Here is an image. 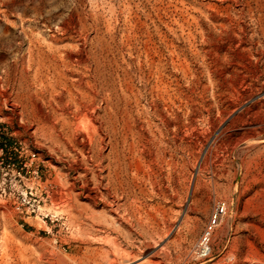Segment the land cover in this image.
Wrapping results in <instances>:
<instances>
[{
  "label": "rangeland",
  "instance_id": "rangeland-1",
  "mask_svg": "<svg viewBox=\"0 0 264 264\" xmlns=\"http://www.w3.org/2000/svg\"><path fill=\"white\" fill-rule=\"evenodd\" d=\"M263 30L264 0H0V129L20 159L0 162V264L108 249L117 234L84 216L115 173L142 208L116 224L132 264L140 240L160 264H264Z\"/></svg>",
  "mask_w": 264,
  "mask_h": 264
},
{
  "label": "bare ground",
  "instance_id": "bare-ground-1",
  "mask_svg": "<svg viewBox=\"0 0 264 264\" xmlns=\"http://www.w3.org/2000/svg\"><path fill=\"white\" fill-rule=\"evenodd\" d=\"M264 31V30H263ZM41 48V47H40ZM39 49V48H38ZM31 51V50H30ZM39 51V50H38ZM35 53V52H34ZM41 53V52H40ZM44 53V52H43ZM42 53V54H43ZM36 56V55H35ZM39 57H41L40 55H39ZM44 58V57H43ZM47 58V57H46ZM48 59V58H47ZM42 60V59H41ZM51 62V61H50ZM51 65V64H50ZM42 66H43V64H42ZM56 66H58V65H56ZM62 70V69H61ZM60 70V71H61ZM58 71V70H57ZM60 73V72H59ZM248 140V139H247ZM252 142V141H251ZM235 149V148H234ZM117 156V155H116ZM117 158V157H116ZM119 159V158H118ZM117 159V160H118ZM112 160V159H111ZM110 160V161H111ZM109 161V162H110ZM116 161V160H115ZM120 161V160H119ZM102 163V162H101ZM111 164V163H110ZM121 164H122V162H121ZM100 165V164H99ZM113 166V165H112ZM112 166H111V168H112ZM101 167V166H100ZM107 167H108V165H107ZM115 167H117V164H116V166ZM109 168V167H108ZM117 168H119V167H117ZM101 169V168H100ZM104 169V168H103ZM102 170V169H101ZM103 171V170H102ZM113 171V170H112ZM124 171V170H123ZM95 172V171H94ZM111 172V171H110ZM125 175H126V173H125ZM100 176V175H99ZM109 176V175H108ZM96 177V176H95ZM97 180V179H96ZM128 180V179H127ZM61 181V180H60ZM60 181H59V184H62V183H60ZM129 181V180H128ZM62 182V181H61ZM128 183V182H127ZM110 186H114V188L116 189V195L115 196H113V199L112 200H109L108 198H107V195H105V194H102L101 195V197L103 198V200H104V204H105V214H103V216H101V215H99V214H97V213H92L91 212V214H86V216H84L85 218V220H87L88 222H91V227L93 228V227H95V226H101L102 227V229L104 228V229H110V230H112L113 232L112 233H116L117 234V236L115 235V237L113 236L112 238H109V239H107V240H105V241H107L108 242V249H104V250H102L100 253H97V254H95V255H92V256H89V257H86V258H84V259H82V261H81V264H132V263H134L135 261H136V255H132V254H130V253H127L125 250H123L122 249V247L123 246H120V244L121 243H119V242H121V241H119L118 242V238H119V236H121V235H125L126 236V238H128V239H131V230H129V229H127V230H122V228L120 229V228H117L116 227V224H121V226L123 225L124 226V224H127V225H130V223H131V221H132V219L134 218V217H136V214H137V212L140 214V215H142L141 213H142V208H139V207H135L132 203H123V195L125 194L124 193V182L122 181V179H121V177H120V175L118 174V173H115V174H113V175H111V179H110ZM112 184V185H111ZM62 185H65V184H62ZM61 185V186H62ZM103 185V184H102ZM131 185V184H130ZM129 185V186H130ZM65 188H66V185H65ZM107 190H109V188L107 187L106 188ZM64 190V189H63ZM119 190H123V193H122V196L120 197V196H118V194H117V192H119ZM128 190V189H127ZM112 192V191H111ZM122 192V191H121ZM115 193V192H114ZM141 193V192H140ZM143 193V192H142ZM71 195H73V194H71ZM111 195V194H110ZM129 195V194H128ZM132 195V194H131ZM134 196H135V194H134ZM133 196V197H134ZM137 196V195H136ZM110 197V196H109ZM130 197V196H129ZM131 199V198H130ZM138 199V198H137ZM70 199H68V201H69ZM122 201V202H121ZM129 201V200H128ZM135 202V201H134ZM72 203V202H71ZM65 205V204H64ZM73 205V204H72ZM71 205V206H72ZM136 205V204H135ZM64 208V207H63ZM75 209V208H74ZM72 210V209H71ZM83 210V209H82ZM76 211V210H75ZM81 211V210H80ZM84 211V210H83ZM90 211H91V209H90ZM95 212H96V210H94ZM79 212V211H78ZM77 212V213H78ZM75 213V212H74ZM85 213V212H84ZM83 213V214H84ZM88 213V212H87ZM111 214L110 215V217L107 215V214ZM151 215V214H150ZM154 217V216H153ZM152 217V215H151V217H149L148 219L149 220H153L154 218ZM76 218H82L83 219V216L82 215H79V216H76ZM139 219V218H138ZM137 219V220H138ZM78 220V219H77ZM133 220H135V219H133ZM140 221H139V223L141 224L140 226V228H142V230H141V232H139V237H141L142 239H144V238H154L155 236H154V234L152 233V234H146L144 231V227H145V221L144 220H142V218L141 219H139ZM80 221H82V220H80ZM86 221V222H87ZM84 222V221H83ZM87 222V223H88ZM138 222V221H137ZM76 223H77V221H76ZM81 224V223H80ZM89 224V223H88ZM82 225H83V223H82ZM122 226V227H123ZM120 227V226H119ZM91 228V229H92ZM139 228V227H138ZM125 229V228H124ZM157 229V228H156ZM98 230H100V228L98 229ZM84 231V230H83ZM83 231H81V233L80 234H82V232ZM85 231H87V230H85ZM93 231V230H92ZM103 232V231H102ZM106 232V231H105ZM108 232V231H107ZM106 232V233H107ZM153 232V231H152ZM157 232V231H156ZM91 233V232H90ZM95 233V232H94ZM110 233V232H109ZM164 233V232H163ZM169 233V232H168ZM210 233V232H209ZM85 234H87V233H85ZM89 234V233H88ZM96 234V233H95ZM108 234V233H107ZM155 234H157V233H155ZM168 235V234H167ZM88 236V235H87ZM110 236V235H109ZM112 236V235H111ZM133 236V235H132ZM154 236V237H153ZM102 237V236H101ZM98 238V240H102V241H104V238ZM107 237V236H106ZM122 237V236H121ZM95 238V237H94ZM123 238V237H122ZM94 240V239H93ZM95 240L96 241H98L96 238H95ZM125 240V239H124ZM101 241V242H102ZM104 241V242H105ZM135 241V240H134ZM99 242V241H98ZM100 242V243H101ZM131 242H133V241H131ZM155 242V241H154ZM106 243V242H105ZM139 243H140V246L142 247V248H144L145 249V251H144V253H147L145 256H143V258H139V259H142L143 261H142V263H140V264H160L161 263V261H159L161 258H163L162 257V254H163V252H166V251H164L163 249V247L162 248H160V249H152L151 247H153V246H151L150 245V243H149V241H147V240H140L139 241ZM169 243V242H168ZM105 245V244H104ZM163 246V245H162ZM167 246H168V244H167ZM166 246V247H167ZM103 248H105V247H103ZM155 248V247H154ZM151 249V250H150ZM168 249V248H167ZM96 250V249H95ZM99 250V249H98ZM148 251V252H147ZM142 252V251H141ZM195 253L197 254V255H202V251H195ZM166 254V253H165ZM169 254V253H168ZM87 255V254H86ZM81 260V259H80ZM79 260V261H80ZM77 261V260H76ZM163 261V260H162ZM139 263V262H138Z\"/></svg>",
  "mask_w": 264,
  "mask_h": 264
},
{
  "label": "trees",
  "instance_id": "trees-1",
  "mask_svg": "<svg viewBox=\"0 0 264 264\" xmlns=\"http://www.w3.org/2000/svg\"><path fill=\"white\" fill-rule=\"evenodd\" d=\"M0 149L3 150L2 156H0V162L6 164L14 163L17 168L20 165L19 153L16 150V142L14 139L7 137L0 129Z\"/></svg>",
  "mask_w": 264,
  "mask_h": 264
},
{
  "label": "built area",
  "instance_id": "built-area-1",
  "mask_svg": "<svg viewBox=\"0 0 264 264\" xmlns=\"http://www.w3.org/2000/svg\"><path fill=\"white\" fill-rule=\"evenodd\" d=\"M2 154H3V150L0 149V156H2ZM7 166L8 167L15 168V169L17 168L16 165L14 163H11V162L9 164H7ZM24 166L25 167L28 166V160H26ZM22 170H23V168H21L20 170H18L19 173H21ZM218 206H219V204H218ZM221 210H223V206L221 207ZM210 231H211V226L208 225V227H206V229L204 230V233H203V235H202V237H201V239L199 241V244H198V247H197V251H202L203 253H205L209 249V242H210V239H211V234L209 233Z\"/></svg>",
  "mask_w": 264,
  "mask_h": 264
}]
</instances>
